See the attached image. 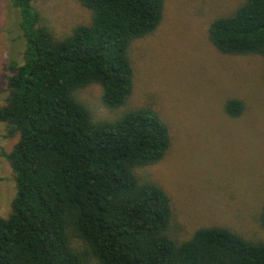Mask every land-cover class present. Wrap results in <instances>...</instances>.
<instances>
[{"label": "trees", "instance_id": "trees-1", "mask_svg": "<svg viewBox=\"0 0 264 264\" xmlns=\"http://www.w3.org/2000/svg\"><path fill=\"white\" fill-rule=\"evenodd\" d=\"M10 1L26 49L23 64L10 65L0 106L6 137L19 136L2 154L17 193L9 217H0V264H264V240L226 227L173 239L169 195L136 173L171 148L157 111L142 107L96 121L78 99L98 85L105 107L127 105L132 44L157 31L166 0H78L92 11V22L64 38L42 24L37 0ZM209 37L224 55L264 58V0H246L214 20ZM225 109L237 118L245 104L231 99Z\"/></svg>", "mask_w": 264, "mask_h": 264}, {"label": "rangeland", "instance_id": "rangeland-1", "mask_svg": "<svg viewBox=\"0 0 264 264\" xmlns=\"http://www.w3.org/2000/svg\"><path fill=\"white\" fill-rule=\"evenodd\" d=\"M246 0H166L164 19L154 33L134 41V91L126 106L110 110L102 88L78 93L96 121L114 120L128 110L152 108L168 124L172 144L156 165L138 168L143 181L169 195L171 236L191 239L204 227L221 226L250 240H264V58L228 56L209 37L211 23L233 14ZM42 24L57 38L92 22L78 0H37ZM19 11L0 0V106L8 96L10 65H22L26 42ZM240 99L245 111L231 117L225 106ZM0 123V217L8 218L17 193L9 153L19 136L6 137Z\"/></svg>", "mask_w": 264, "mask_h": 264}]
</instances>
